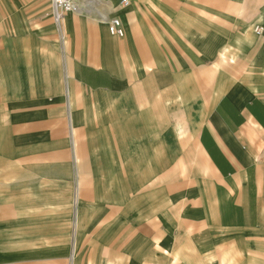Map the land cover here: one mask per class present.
<instances>
[{"label": "crops", "instance_id": "crops-1", "mask_svg": "<svg viewBox=\"0 0 264 264\" xmlns=\"http://www.w3.org/2000/svg\"><path fill=\"white\" fill-rule=\"evenodd\" d=\"M123 2L0 38V264H264V0Z\"/></svg>", "mask_w": 264, "mask_h": 264}, {"label": "rangeland", "instance_id": "rangeland-1", "mask_svg": "<svg viewBox=\"0 0 264 264\" xmlns=\"http://www.w3.org/2000/svg\"><path fill=\"white\" fill-rule=\"evenodd\" d=\"M40 7L49 14L52 10L45 0H0V38L16 34L15 25L24 18H33Z\"/></svg>", "mask_w": 264, "mask_h": 264}, {"label": "built area", "instance_id": "built-area-1", "mask_svg": "<svg viewBox=\"0 0 264 264\" xmlns=\"http://www.w3.org/2000/svg\"><path fill=\"white\" fill-rule=\"evenodd\" d=\"M49 2L50 7L52 8V14L54 22L56 25H59L63 22L64 18L67 15L77 13L80 8L78 0H45ZM129 4L128 0H124L123 5L127 6ZM111 32L114 35L119 37H124L123 24L119 19H113L111 21ZM260 28L257 30L259 33Z\"/></svg>", "mask_w": 264, "mask_h": 264}, {"label": "bare ground", "instance_id": "bare-ground-1", "mask_svg": "<svg viewBox=\"0 0 264 264\" xmlns=\"http://www.w3.org/2000/svg\"><path fill=\"white\" fill-rule=\"evenodd\" d=\"M109 30H110V33L112 34V32H111V25H109ZM114 35V34H113Z\"/></svg>", "mask_w": 264, "mask_h": 264}]
</instances>
